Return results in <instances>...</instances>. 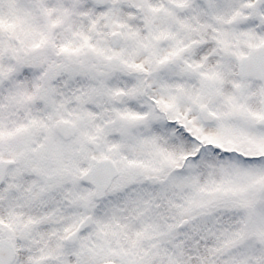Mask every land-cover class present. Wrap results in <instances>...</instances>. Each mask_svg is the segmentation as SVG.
Masks as SVG:
<instances>
[{"label":"snow or ice","instance_id":"1","mask_svg":"<svg viewBox=\"0 0 264 264\" xmlns=\"http://www.w3.org/2000/svg\"><path fill=\"white\" fill-rule=\"evenodd\" d=\"M0 264H264V0H0Z\"/></svg>","mask_w":264,"mask_h":264}]
</instances>
